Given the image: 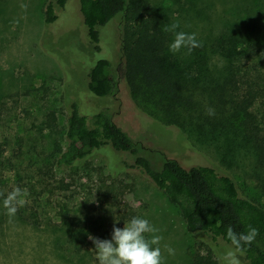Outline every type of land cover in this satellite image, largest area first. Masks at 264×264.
I'll return each mask as SVG.
<instances>
[{
    "label": "trees",
    "instance_id": "1",
    "mask_svg": "<svg viewBox=\"0 0 264 264\" xmlns=\"http://www.w3.org/2000/svg\"><path fill=\"white\" fill-rule=\"evenodd\" d=\"M70 10L83 20L92 46L90 54L103 50L101 29L115 20L120 22L124 63L117 66L108 59L96 61L88 72V89L92 94L98 98L117 96L124 80L140 107L152 114H163L166 125L186 134L190 135L195 127L193 133L215 144L224 160L236 157L239 151L233 152L234 149L241 148L251 151L264 164V21L257 17L258 11L248 7L244 16L238 15V20L227 24L213 38L198 36L202 46L190 54H186V49L174 54L169 50L174 34L164 29L179 23L177 31L184 30L182 21L171 18L164 7L135 0H47L45 23L55 26ZM191 10L193 14L185 15L184 23L204 20L205 15L198 13L200 9ZM148 88L158 96L161 114L148 95L144 96L146 100L139 101ZM71 106L64 136L66 146L56 142L39 178L33 176L24 184L18 176L14 186L5 190L3 172L9 166L14 169L15 164L12 159L3 158L6 149L0 145V204L14 188L27 190L29 185L31 192H27L26 203L18 207L14 218L34 228L61 230L63 235L53 236V243L64 259L72 261L75 253L80 263L98 262L91 250L89 254H79L89 239L88 234L82 235L87 223L80 221L79 211H90L95 204L96 210L111 212L121 223L141 218L120 200L123 187L116 186L115 180L101 181L99 193L107 191V199L93 202L85 196L82 203L74 200L81 194L77 189L86 185L83 179L93 178L91 172L95 168L89 160L110 147L132 155L135 163L128 168L139 170L180 211L189 231L201 241L192 254V264H223L220 242L232 247L227 229L245 233L249 225L258 229V235L250 246L244 247L240 258L246 264H264V208L244 197L231 175L213 166H185L171 158L157 166L153 157L141 154L143 147L116 123L109 111L83 115L77 101ZM209 109L214 110V115L208 114ZM3 112L0 107V124ZM49 125L57 128L55 113L50 114ZM109 168L113 174L111 159ZM63 170L75 171L69 181L57 179V173ZM80 170L86 171L85 177H76ZM126 170L122 166L120 172ZM34 180L43 187L37 201ZM33 201V206H29L28 202Z\"/></svg>",
    "mask_w": 264,
    "mask_h": 264
},
{
    "label": "rangeland",
    "instance_id": "2",
    "mask_svg": "<svg viewBox=\"0 0 264 264\" xmlns=\"http://www.w3.org/2000/svg\"><path fill=\"white\" fill-rule=\"evenodd\" d=\"M135 1L164 7L171 18L182 21L184 31L195 33L197 37L213 38L227 24L244 16L248 7L258 11L257 17L264 21V0ZM46 3L47 0H0V107L4 111L0 124V145L3 150L6 149L3 158L12 159L15 164L14 169L9 166L3 172V181L7 185L5 190L10 185L14 186L18 176L24 184L29 183L33 176L39 178L40 169L44 170L46 159L53 152L56 142L66 146L67 120L72 103L77 101L83 115L109 111L116 123L143 147L141 154L153 157L157 166L171 158L185 166L216 167L235 179L244 197L264 208V164L251 151L235 148L233 152L239 151L236 157L224 160L215 144L205 142L199 133H193L195 127L190 135L186 134L177 127L166 125L163 114H152L140 107L124 80L121 91L114 97L98 98L89 91L88 72L96 61L108 59L117 66L124 63L118 20L101 29L103 50L90 54L92 46L83 20L70 10L58 24L50 27L45 23ZM194 7L201 10L199 14L205 15L204 20L184 23V16L193 14L191 8ZM216 58L214 61L218 60ZM120 75L123 78L124 71ZM145 90L139 101L146 100L144 96L148 95L153 98L154 108L159 106L156 110L161 114L158 96L151 88ZM51 113L57 117L56 129L49 125ZM110 159L113 174L109 168ZM89 163L95 168L91 172L93 178L89 180L85 177L86 171L78 172L76 177L84 176L82 183L86 185L77 189L81 194L74 199L75 202L82 203L85 196L93 202L99 198L107 199V191L99 193L101 181L115 180L116 186L123 187L120 200L159 229L163 264H192V254L197 252L201 241L189 231L180 211L166 194L139 170L128 168L135 163L132 155L107 147L93 156ZM122 166L127 170L120 172ZM101 168L103 171H100ZM74 173L63 170L56 177L69 181ZM33 184L36 186L33 189L36 192L34 200L37 201L43 187L36 180ZM29 187L27 192H31ZM28 203L33 206L34 201ZM95 208L93 204L90 211L78 212L80 221L87 223L83 236L88 234L99 239H111L114 224L120 228L125 226L124 222L116 223L117 219L111 212ZM61 235V230L49 227L38 229L10 218L0 204V264H99L94 260L80 263L79 255L75 253L72 261L64 259L53 243V236ZM220 243L223 256L230 247ZM165 246L174 249L175 254L169 255ZM81 247L80 255L89 254L90 250L96 255L92 240L88 239ZM66 253L70 257L71 253ZM240 259L242 264H246L244 259Z\"/></svg>",
    "mask_w": 264,
    "mask_h": 264
},
{
    "label": "clouds",
    "instance_id": "3",
    "mask_svg": "<svg viewBox=\"0 0 264 264\" xmlns=\"http://www.w3.org/2000/svg\"><path fill=\"white\" fill-rule=\"evenodd\" d=\"M26 8V5H22ZM179 23H173L165 27L166 32H172L174 38L169 44L172 53H179L186 49L190 54L193 49L201 47L195 33L177 31ZM209 115H214V110L209 109ZM2 195V194H0ZM28 193L26 189L14 188L3 198V207L6 214L11 218L18 211V207L26 203ZM119 221L116 220V223ZM159 229L151 225L147 219L134 217L130 222L125 223L123 228L113 226L111 239H99L89 236L96 249V256L99 264H163V256L159 247L162 237L158 234ZM146 234H151L149 239ZM258 229L248 226L245 233L237 234L231 227L227 229V238L231 241L232 247L223 253V264H242L240 253L245 246H250L256 236ZM155 246V247H153ZM169 255H174L175 250L165 246Z\"/></svg>",
    "mask_w": 264,
    "mask_h": 264
}]
</instances>
